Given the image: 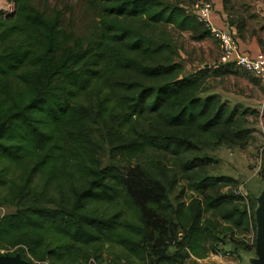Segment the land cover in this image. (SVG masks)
I'll list each match as a JSON object with an SVG mask.
<instances>
[{"label": "trees", "instance_id": "1", "mask_svg": "<svg viewBox=\"0 0 264 264\" xmlns=\"http://www.w3.org/2000/svg\"><path fill=\"white\" fill-rule=\"evenodd\" d=\"M7 1L13 10L0 12V206L17 210L0 219V250L21 248L8 255L31 264H89L108 245L142 264L237 254L251 226L256 231L254 213L251 221L231 192L237 179L199 178L188 202L173 203L177 181L166 165L137 163L152 151L189 175L212 162L193 157L202 147L247 146L236 111L198 92L227 65L185 76L159 27L191 31L196 41L210 31L181 4L91 0L101 8L100 26L81 37L35 0ZM100 137L110 147L107 165ZM211 220L223 225L221 237ZM215 240L220 245L210 248Z\"/></svg>", "mask_w": 264, "mask_h": 264}, {"label": "rangeland", "instance_id": "2", "mask_svg": "<svg viewBox=\"0 0 264 264\" xmlns=\"http://www.w3.org/2000/svg\"><path fill=\"white\" fill-rule=\"evenodd\" d=\"M195 1L197 0H163L164 3L181 4L185 8ZM35 2L38 8L47 15L61 14V25L67 32L86 37L99 29L101 8L97 5L93 6L91 0H35ZM12 10L11 2L0 0V12L9 14ZM159 30L164 31L167 42L175 49L177 53L175 60L183 65L185 76L201 69H209L213 72L222 69L219 67L227 65L228 68L225 67L226 74L207 76L200 89L198 88V92L202 97L214 96L217 107L225 106L230 111H236V130L241 129L247 146L244 149L238 146L229 148L227 145L216 149L202 147L193 157H207L212 162L189 175L184 174L181 165L175 159L161 156L152 151L141 155L137 159V163L154 164V166L164 163L166 165L170 177L175 176L177 181L170 193L173 203L188 202L193 195L189 185L199 178L211 176L234 177L239 181V184L243 185L242 191L246 192L250 199L257 198L264 187V81L246 73L234 64H220V49L213 39L196 41L192 38L193 32L179 31L172 26H161ZM153 36L157 39L155 35ZM125 78L129 77L125 76ZM142 124L145 125L144 120ZM99 141L101 144L100 159L103 165H107L111 163L110 147L103 138L100 137ZM122 166L127 168L129 165ZM240 187L235 189L240 190ZM235 189H231L233 195H235ZM16 210L17 208L14 206H0V219L15 213ZM123 215L131 216L130 213H123ZM206 218L211 219L209 216ZM132 219H134L133 216ZM211 221L214 225L215 237H221L219 232L223 225L216 220ZM249 236L248 233L244 244H239L236 256L226 255L225 250L219 255L210 254L206 259L200 261L192 257L184 264H250V259L256 257V252L255 248H252L253 243ZM216 245H220L218 240L211 242L209 247H217ZM14 249L21 250L18 247L3 249L0 250V254H8ZM51 249L49 248V250ZM174 251L175 248L171 247L170 252ZM46 262L50 264L48 260ZM71 264L83 263L75 260ZM89 264H142V262L129 257L122 248L108 245L99 260L92 259Z\"/></svg>", "mask_w": 264, "mask_h": 264}, {"label": "built area", "instance_id": "3", "mask_svg": "<svg viewBox=\"0 0 264 264\" xmlns=\"http://www.w3.org/2000/svg\"><path fill=\"white\" fill-rule=\"evenodd\" d=\"M186 11L210 31L211 39L217 42L220 49V64H234L246 73L264 80V53H259L255 56L247 54L240 48L233 34L219 28L213 21L214 4L211 0H197L189 7H186ZM240 188V190L235 189L234 194L242 197V203L248 217L252 221L253 213L255 215L258 204L254 209L250 197L246 192L242 191V187ZM249 234V239H251L252 243H256V231L253 230L252 226ZM15 251L14 249L8 253H14ZM227 255L232 254L228 253ZM32 261L35 264H48L47 262H38L33 259Z\"/></svg>", "mask_w": 264, "mask_h": 264}, {"label": "crops", "instance_id": "4", "mask_svg": "<svg viewBox=\"0 0 264 264\" xmlns=\"http://www.w3.org/2000/svg\"><path fill=\"white\" fill-rule=\"evenodd\" d=\"M211 1L214 4L213 21L219 28L233 34L247 54L264 53V0ZM240 23L244 25L241 32L238 30ZM240 186L243 189V185Z\"/></svg>", "mask_w": 264, "mask_h": 264}, {"label": "water", "instance_id": "5", "mask_svg": "<svg viewBox=\"0 0 264 264\" xmlns=\"http://www.w3.org/2000/svg\"><path fill=\"white\" fill-rule=\"evenodd\" d=\"M258 207L255 212L256 222V257L250 259V264H264V187L261 195L257 198ZM231 252H235V246L231 247ZM0 264H31L22 257V254L16 255L1 254Z\"/></svg>", "mask_w": 264, "mask_h": 264}]
</instances>
